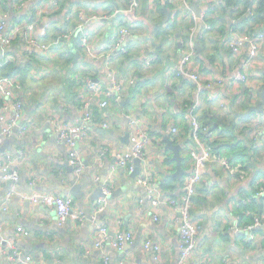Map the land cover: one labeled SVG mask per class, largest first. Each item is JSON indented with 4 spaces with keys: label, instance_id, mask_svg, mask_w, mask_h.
<instances>
[{
    "label": "crops",
    "instance_id": "1",
    "mask_svg": "<svg viewBox=\"0 0 264 264\" xmlns=\"http://www.w3.org/2000/svg\"><path fill=\"white\" fill-rule=\"evenodd\" d=\"M39 1L27 0V5L17 10L16 0H0V21L5 20L12 26L17 19H26L27 11ZM62 1L60 10L52 18L45 16L41 22L42 26L50 25L51 40L57 34L74 30L76 15L70 16L76 8L93 16H87L86 30L95 49L108 42L121 26L130 27L131 33L124 43L128 52L114 60L116 74L124 86L123 101H111L108 108L102 109L98 104L101 99L92 98L79 85L91 77L99 79L107 88L108 78L105 62L100 58L87 60L77 38L65 39L64 47H54L51 56L33 52L22 40L14 42L6 52L11 58L6 70L20 71L15 75H19L23 86L26 108L24 117L0 148V161L11 160L20 174L17 183L3 182L0 177V210L7 207L0 212L4 235L15 237L17 227L29 230L27 238L16 236V244L22 249L23 258L35 264H104L105 255L110 257L111 264L121 261L178 264L181 226L179 213L169 200L180 198L183 182L193 167L191 151L196 143L185 114L198 96L196 83L173 75L172 70L179 65L192 39L197 50L192 71L200 74L205 83L212 82L213 93L219 96L215 102L204 100L196 115L201 123L214 116L222 119L230 115L233 120L237 118V130L232 136L221 134L220 130L213 133L212 141L217 149L194 199L192 213L200 230L196 255L189 264H264V226L252 232L243 231L254 223L256 216L264 213V195L258 191L264 188V139L253 156L245 152L239 159L230 160L237 157L232 156L237 152L235 148L242 149L248 144L241 139L240 130L250 133L264 121V111L248 118L238 115L261 100L264 46L257 62L262 70L248 86L229 82L241 62L228 48L229 39L235 35L230 32L232 29L239 34L264 30V20L254 26L249 20L250 12L245 13L243 8L238 14L231 12L227 3L235 4L239 0H192V5L201 13L215 8L216 14L212 20L208 17L206 22H201L191 38L195 23L188 12H183L187 18L184 16L174 28L169 26L171 12L182 9L179 0H161L155 4L139 0V7L134 9L133 0ZM102 1H108V7L100 6ZM253 1L255 9L258 0ZM119 9L118 15H112ZM241 56L247 57V51ZM148 57L155 58L150 65L146 63ZM46 67L49 72L45 71ZM255 75L253 72L252 76ZM81 100L91 101L89 109L94 119L86 124L88 134L77 146L85 163L82 175L77 177L70 165L69 150L59 141L53 123L81 122L85 113ZM225 100L230 104L229 110L220 106ZM1 107L0 100V113ZM11 119L12 115L5 121L0 120V130ZM131 119L137 120V124L131 125ZM173 127L178 128L176 134L171 132ZM138 130L147 132L150 141L132 173L118 166L117 154L132 147V138ZM167 139L182 147L180 178L174 153L167 148ZM225 163L239 175H232ZM140 178H151L157 184L155 197L162 202L158 208H153L148 201L149 189L139 184ZM78 186L79 196L72 192ZM104 186L111 188L107 209L94 223L89 217ZM10 191L13 196L6 203ZM25 194L72 196L75 207L87 219L81 223L69 220L60 226L54 207L34 205L24 198ZM155 214L159 215L158 221L154 219ZM99 225L109 227L111 233L117 229L132 232L133 241L121 252L110 247L104 251L96 249L94 242ZM232 226H238L239 230L231 231ZM252 234L254 240L249 239ZM147 238L161 247L158 261L152 252L144 249ZM0 264L14 263L0 251Z\"/></svg>",
    "mask_w": 264,
    "mask_h": 264
},
{
    "label": "built area",
    "instance_id": "2",
    "mask_svg": "<svg viewBox=\"0 0 264 264\" xmlns=\"http://www.w3.org/2000/svg\"><path fill=\"white\" fill-rule=\"evenodd\" d=\"M61 0H40L39 3L33 6L27 11V18H19L12 25L9 26L5 20L0 21V100L2 102L0 113V120L5 121L12 115V119L7 122L0 130V148L3 145L4 139L12 134L14 127L18 121L24 117L26 108V97L24 96L23 86L19 79V75L10 74L7 72V68L11 65V58L6 54L7 50L16 41H23L25 45L33 52L43 54L45 56H51L52 49L63 48L64 40H72L78 38V46L84 57L87 60L94 61L102 59L105 62V73L108 78V87L105 88L99 79L88 78L82 82L83 88L88 92L92 98H100L98 104L102 109L109 107L110 102L120 103L123 101L122 93L124 86L119 81L114 68V60L120 54L127 53L128 49L125 46V40L130 35L131 29L129 26H121V29L117 34H114L111 39L105 44L101 45L98 49H95L91 43L90 33L86 30L88 17L93 16L86 15L83 9L76 8L74 14L76 15L77 24L74 30H69L62 34H57L56 37L51 40L50 38V25L42 26L41 22L46 16L52 18L60 10ZM161 0H149V2L155 4V2ZM182 5L181 10H174L170 15V25H175L180 22L185 16L183 12H188L190 18L195 22L192 28V36L197 30L198 25L201 22H206L208 18V11L202 12L200 17L193 10L192 0H179ZM27 5V0H20L16 9L21 10ZM140 5L139 0H133L132 8H138ZM121 11L116 10L112 15H118ZM250 14L253 11L250 9ZM88 16V17H87ZM186 17V16H185ZM236 24V23H235ZM234 25V24H233ZM235 30V29H234ZM233 29L231 33L235 35L229 39V50L234 56L240 60V68L238 72L229 79L231 84H241L248 86L251 84V70L256 64H258V57L264 46V30H256L249 32L248 34L236 33ZM247 51V57L243 58L241 55ZM197 56V50L192 41L187 44L186 49L183 51L182 59L179 65L172 70V74L177 77L188 78L193 80L197 85V101L188 108L185 118L191 127L192 139L196 143V148L191 151V157L194 161L191 173L187 175L183 182L182 194L180 198H171L169 203L179 213L180 233H179V262L178 264H189L191 260L195 258L197 251V243L199 237L200 226L198 222L192 216V210L194 206V199L198 194L200 185L203 182L205 173L207 172V166L209 161L213 158L212 148L203 140V136L209 138L212 141L214 138V132L209 128L204 127L199 121L196 111L200 108L201 103L204 100L209 102H215L219 96L213 93L214 85L212 82L202 81L200 74L192 71L191 65L194 58ZM155 58L148 57L146 60L147 65L152 64ZM6 64L8 66L6 67ZM46 72H49V68H45ZM83 101V100H82ZM90 100L83 101V108L85 110L84 117L81 122L78 123H60L54 121L53 130L57 135L60 142L64 143L69 152L70 165L73 168L75 176L80 177L84 171L85 163L83 158L77 151L78 144L86 138L88 134V128L86 124L91 122L94 117L89 109ZM220 106L224 110H229L230 104L228 100L220 103ZM131 125H136L137 120L131 119ZM107 128L108 124H104ZM245 127L243 128V130ZM171 132L176 134L178 132L177 127H173ZM252 136V154H255L260 146L261 141L264 139V121L254 127L251 131ZM150 141V136L143 130H138L134 133L132 138V147L128 151H120L117 154V163L121 168H125L128 171L134 173L135 161L141 160L144 156V150ZM232 175H237L236 171L232 170L230 166L225 163ZM0 177L3 182L17 183L20 181V174L14 167L11 160L7 162L0 161ZM241 179H244L241 176ZM139 184L145 185L148 190V201L153 208H158L161 205L159 198L155 197L157 184L151 178H140ZM13 191L7 193L6 203L11 200ZM111 194V188L104 186L102 189V195L98 198L95 211L91 217L92 222L96 223L100 216L106 211L108 205V198ZM260 195H264L262 190ZM24 198L34 205H43L46 207H54L59 220V225H65L69 220L77 223H81L87 219L86 214L75 207V200L72 196H52L50 194H25ZM7 210L6 205L1 209ZM0 210V212H1ZM154 219L159 220V215L155 214ZM264 226V214L257 216L254 223L251 226L245 227L243 231L252 232L260 227ZM231 231H238V226H232ZM16 236H22L27 238L30 236V231L17 227L15 237L7 238L4 235V220L0 217V251L5 255L7 260L14 264H35L29 258H23L22 249L18 248L16 244ZM251 240L255 239V235L250 236ZM133 241V234L129 231L117 229L114 233L107 226H97L96 239L94 247L101 251L110 247L116 251H123L126 244ZM144 249L146 252H152L155 259L159 260V253L161 251L160 245L151 238H147L144 241ZM104 264H111V259L108 255L104 256ZM119 264H125L124 261Z\"/></svg>",
    "mask_w": 264,
    "mask_h": 264
},
{
    "label": "trees",
    "instance_id": "3",
    "mask_svg": "<svg viewBox=\"0 0 264 264\" xmlns=\"http://www.w3.org/2000/svg\"><path fill=\"white\" fill-rule=\"evenodd\" d=\"M16 1L18 3L20 0H16ZM62 4H63V1L61 0L60 1V7H61ZM227 6H229V8H232V11L231 12H234V13H237V14L239 13V11H241V8L244 9V12L245 13L248 12L251 9L253 11V13L249 15V20L254 24V26L257 25V23H259V22H261V21L264 20V0H258L257 6H256L255 9L253 8V7H255V2L253 0H250V1L249 0H239V3H235V4H233V2H228L227 3ZM79 9H81V8H79ZM215 14H216V9L215 8H209V10H208V17H210V18L208 20H212V17ZM188 17L190 18V15L189 14H188ZM118 18H119V16H118ZM185 18H187V17H185ZM190 20L193 22V24L195 23L191 18H190ZM169 26L171 28H174L176 25H169ZM254 31H256V30H253L251 32H254ZM62 33H64V32H62ZM62 33H60V34H62ZM123 54H125V53H123ZM115 59H117V58H115ZM7 66H8V64H6V67ZM12 71H14V72H11V70H10L8 73H10V74H20L19 73L20 71L18 69L12 70ZM263 79H264V76H263ZM79 85L82 86V83L79 84ZM81 102H82V100H81ZM81 106H83V103H82ZM248 109L249 108H247L246 110H248ZM236 119L233 120L230 115L224 116V117H222V119H220L219 117L214 116L211 119H209L208 121H206L205 123H201V124L204 127L209 128L212 132L217 131V130H220V133L221 134H227V135L232 136L235 133V129L237 130V125L235 124V120ZM190 131H191V128H190ZM251 131H250V133H251ZM238 132H239V130H238ZM242 133H241V130H240V134L243 136V138H241V139L245 140V142H247L248 144H246L242 149L235 148V150H237V152L234 153L232 156L237 155V157L231 158L230 159L231 161H233V160L235 161V160L239 159L240 158V154H243L245 152H247V153L249 152V156H253L254 155V154H252V136H251V134L247 130H246V132H242ZM203 140L206 143V145L211 146L212 153H213V156H214L215 150L217 149V148H215V142L209 140V138H207L206 136H203ZM239 144H240V142H239ZM232 147H234V146H232ZM232 168L233 167H231V169ZM232 170H234V168ZM236 174L239 175L238 172ZM262 190H264V188L259 189L258 190L259 193ZM192 216H193V213H192Z\"/></svg>",
    "mask_w": 264,
    "mask_h": 264
},
{
    "label": "water",
    "instance_id": "4",
    "mask_svg": "<svg viewBox=\"0 0 264 264\" xmlns=\"http://www.w3.org/2000/svg\"><path fill=\"white\" fill-rule=\"evenodd\" d=\"M194 12L197 14L198 17H200L201 10L197 6H193ZM264 111V88L261 93V100L256 106L250 107L246 112L240 113L238 115L241 116H250L254 113H262ZM167 148L171 150L174 153V161L177 163V176L180 178L181 174H183V169H182V162H183V157L181 156V150L182 147L180 145L174 144L171 140L167 139ZM135 162H139V160H136ZM73 169V168H72ZM79 190V186L75 187L72 192L73 194L79 196L77 191Z\"/></svg>",
    "mask_w": 264,
    "mask_h": 264
},
{
    "label": "rangeland",
    "instance_id": "5",
    "mask_svg": "<svg viewBox=\"0 0 264 264\" xmlns=\"http://www.w3.org/2000/svg\"><path fill=\"white\" fill-rule=\"evenodd\" d=\"M100 6H102L103 8H105V7H108V1H102V2H100V4H99ZM261 55V54H260ZM259 58V57H258ZM260 59V58H259ZM259 59H258V63H259ZM262 70V68L261 67H259V64H256L255 66H254V68L251 70V80H256V78H258L259 77V75H260V71ZM253 72H255V76H252V73ZM41 75V74H40ZM40 77H43L42 75L40 76Z\"/></svg>",
    "mask_w": 264,
    "mask_h": 264
}]
</instances>
